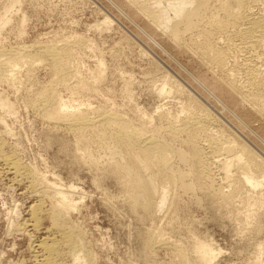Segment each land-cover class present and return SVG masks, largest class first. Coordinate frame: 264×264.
<instances>
[{
	"label": "rangeland",
	"instance_id": "obj_1",
	"mask_svg": "<svg viewBox=\"0 0 264 264\" xmlns=\"http://www.w3.org/2000/svg\"><path fill=\"white\" fill-rule=\"evenodd\" d=\"M148 1L139 0V6L152 3L151 6L157 7L155 1ZM256 1L245 0L246 5L253 6L255 13L263 8L262 3ZM158 7L166 9L170 16L175 14L169 0H162ZM135 8L127 0H20L17 3L0 0V50L60 45L67 40L73 42L78 37L83 43L74 45L73 51L74 63L81 76L91 81V75L97 71L101 61L104 76L95 84V90L84 92L73 89L76 80L71 78L68 87H59V94L65 100L74 98L76 105L90 102L91 107L86 111L90 117H96V109H106L124 115L136 127L146 126L149 118L153 125L166 129L169 122L160 118L162 111L170 112L171 116L183 115L181 110L188 104V95L192 93L210 111L206 119V126H210L208 129H224V138L236 136L264 157V144L257 138V135L264 138V118L255 114L253 105L240 103V97L238 103L230 99L231 94L224 86L219 90L214 88V85L224 84L220 78L227 72L202 61L200 55L194 53L197 48H186L185 44L193 43L192 37H189L193 33H183L185 44L179 47L168 34L151 28ZM221 8L219 0L211 1L205 17L217 15L225 18ZM143 29L154 38L150 40ZM225 39L221 40L220 46H228ZM231 42L236 46L229 48L232 67L238 71V83L247 85L250 78L248 67L255 66L256 61L250 58L251 53L241 51L237 39ZM16 76L13 83L0 81V97L10 104L3 106L0 103V140L5 143L4 151L14 154L26 167L39 171L51 183L57 180L65 186L78 187L76 196L81 193L84 199L70 219L83 230L86 247L96 259L95 264H177L175 250L165 246L150 250L144 246V238L150 230L160 231L165 241L183 247L191 259H194L196 241H208L219 252L213 264H256L259 245L264 244V209L245 229L244 221L234 217V206L232 210L231 205L212 202L195 185L191 189L171 190L163 212L154 219H146L142 212L131 211L124 201L122 186L110 173L111 153L108 147L100 145L92 132H87L85 144L81 143V135L71 127L45 117L40 109L32 105L38 93L53 82L54 75L49 64L25 65L17 70ZM197 79H201L230 105L243 118V123L200 86ZM164 84H168L166 91L161 90ZM171 87L183 90L171 93ZM81 108L88 109L85 105ZM164 131L162 138L172 141L166 133L168 129ZM204 140H201V145L206 156L208 152L212 154V149ZM176 145L180 146L178 142ZM213 160L209 162L217 185H220L222 177L218 174V163H212ZM176 164L185 169L184 165ZM3 167L0 164V264H36L35 256L40 251L36 245L39 241L48 236L52 238V235L53 238L60 236L46 215L53 203L45 196L46 186L33 185L30 178L7 173ZM174 195L176 200L173 202ZM36 205H41L44 211L46 208L39 232L31 227L27 230L19 228L23 222L30 223ZM68 255L64 253L62 263L70 261L71 264L72 257Z\"/></svg>",
	"mask_w": 264,
	"mask_h": 264
},
{
	"label": "bare ground",
	"instance_id": "obj_2",
	"mask_svg": "<svg viewBox=\"0 0 264 264\" xmlns=\"http://www.w3.org/2000/svg\"><path fill=\"white\" fill-rule=\"evenodd\" d=\"M12 1L17 3L20 0ZM127 1L136 7L137 12L136 10L135 12L142 14L141 16L145 18L143 20H146L145 22L151 28H158L161 32L168 34L174 43L179 44V47L181 44H185L183 43V33H193V35L190 33L192 36H189L192 37L193 43L185 41L190 44H185L186 48H189V46L190 49L197 48L198 51H195V48L193 49L194 53L199 54L202 61L213 64L220 71L227 72L222 78L219 77L224 84L214 85V88L219 90V88H223L221 86H224L225 90L231 94L230 97L228 96L230 99L238 103L240 97V103L246 102L253 105L252 107L256 111L255 114L264 118V0H258L262 3L263 8L257 13L253 12V6L246 5L245 0H219L225 18L217 15L209 18L205 17L213 0H176V2L175 0H169L175 13L174 16H170L166 9L158 7L162 0H153L157 7L156 5L155 7L151 6L152 3H149L151 0H147L149 6H139L141 4L139 0ZM255 2L257 1L255 0ZM143 31L150 40L154 38L146 30L143 29ZM218 33H222V35H218ZM158 34L156 33V35ZM223 36L228 40L227 47L220 46L221 40L224 39ZM232 38L240 42L239 48L241 51L251 53L250 58L256 61L255 66L248 64L252 68L248 67L250 78L247 80V85L238 83V71L232 67L234 64H231L232 56L229 48L235 46V43L232 45ZM82 43L83 40L77 37L73 42L67 40L62 44L60 43V45L46 44L32 48L24 47L18 50H0V81L13 83L17 79V70L20 68L25 65L47 62L54 75L53 82L38 93L32 101V105L40 109L45 117L63 122L71 127L81 135H79L81 143L85 144L84 137L86 133L92 132L95 135L94 139L100 145L108 147L111 153L109 158L110 173L118 179L119 184L122 186L124 201L131 211L142 212L146 219H154L158 213L163 212L171 190L178 188L191 189L196 185L212 202L231 205L232 210L234 206V217L239 221H244L245 229L249 228L253 219L260 213L261 209H264V157L259 154L260 152L258 153L236 136L230 135L231 137L224 138V129H208L210 126H206V122H208L206 119L209 116L207 113L210 111L208 112L206 106L204 107L192 93L188 95V104H184L185 106L181 110L183 115L171 116L170 112L162 111L160 118L169 122L166 129H164L165 127L153 125L149 118L147 120L151 125H147V121L144 122L146 126L136 127L124 115L106 109H96V117H90L87 114V110L91 107L90 102H80L76 105L74 98L65 100L59 94V87H68V81L71 78L76 80L73 89L83 92L95 90V84L103 79L104 65L102 61L99 63L97 71L91 75V81L81 76L80 70L74 63L75 53L73 47ZM234 57L236 58V56ZM244 63L243 67L245 66ZM197 81L220 105L222 104V107L224 105L225 109L231 110L243 123V118L241 119L229 107L230 105L228 106L223 102L224 100L222 101L201 79H197ZM171 88V93H178L183 90L180 87ZM162 89L166 91L168 84H164L161 87ZM0 101L3 106H10L1 97ZM234 101L232 102L234 103ZM81 105L87 106L88 109L83 110ZM240 113L242 114V112ZM248 117L251 118V115ZM167 129L166 133L172 141H168L161 136L165 132L164 130ZM182 136H186L187 139H182ZM262 137L257 135V138L264 144V138ZM1 140L0 164H3L4 171L18 177L26 176V178L31 179L33 185L46 186L47 188L44 189L45 196L49 197L53 203L46 215L50 218L53 229H56L60 236L59 238H53L54 235H52V238L48 236L49 238L47 237L41 242L39 241L38 244L36 243L40 251L35 256V263L69 264L70 261L66 263L61 261L66 252L72 257L71 264H95L94 260L96 259H93L94 256L86 247L83 230L81 231L70 219L71 214L79 209L80 202L84 199L83 196H80L81 193L76 196L79 192L78 187L74 185L65 186L58 183L57 180L51 183L39 171L37 172L23 165L14 154L6 153L4 151L5 143ZM201 140L209 144L212 154L208 152V155L205 156ZM177 142L180 146L176 145ZM203 144L205 145V143ZM82 156L84 155L82 154ZM210 159H215L212 163H218V174L222 177L220 185H217L213 175ZM218 159H220L219 162ZM176 162L184 165L185 169L178 166ZM172 200L173 202L176 200V195L173 196ZM236 203L239 205H236ZM45 211L41 205H36L34 211H32L33 217L31 216L32 218L29 220L30 223L23 222L21 225L19 224L21 226L19 228L27 230V227H31L35 232H39L40 222ZM144 239V246L147 249L151 250L165 246L171 248L172 251L175 250L173 252H176L177 264H213L219 253H217V248L212 243L196 241L193 251L194 259H191L188 251L184 250L183 247L172 243L173 247L172 244L165 241L160 231L150 230ZM263 256L264 244L261 243L255 263L258 264L262 261L261 263L264 264Z\"/></svg>",
	"mask_w": 264,
	"mask_h": 264
}]
</instances>
